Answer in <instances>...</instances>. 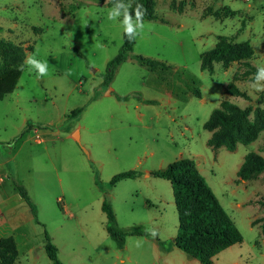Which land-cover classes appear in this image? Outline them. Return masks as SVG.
<instances>
[{
  "label": "rangeland",
  "instance_id": "374dc122",
  "mask_svg": "<svg viewBox=\"0 0 264 264\" xmlns=\"http://www.w3.org/2000/svg\"><path fill=\"white\" fill-rule=\"evenodd\" d=\"M110 3L0 0V39L24 45L27 57L49 66L39 77L26 64L15 91L0 101V189L15 205L14 196L21 197L16 179L37 205L41 222L21 197L27 239L19 237L15 264H53L44 230L65 264H200L174 245L166 250L179 226L173 189L168 180L149 175L181 158L196 162L243 236L242 243L215 256L214 264H264V232L260 222L254 224L264 217V172L249 180L238 176L249 153L264 157V130L253 143L229 151L213 149L212 133L204 127L223 101L263 108L264 91L251 87L255 73L242 62L214 63L213 73L201 69L202 55L221 36L250 42L253 56L246 61L264 67V0H155L158 19L144 21L132 53L105 85L106 65L124 36L122 18H107ZM136 55L172 69L152 70ZM231 84L248 98L227 92ZM79 107H85L80 118L67 122ZM39 123L54 129H41ZM27 124L37 132L30 129L12 145ZM77 131L80 141L73 136ZM130 170L141 175L111 187L115 175ZM95 171L103 189L95 184ZM105 199L121 227L142 225L148 234L130 235L118 247L106 230Z\"/></svg>",
  "mask_w": 264,
  "mask_h": 264
},
{
  "label": "trees",
  "instance_id": "16d2710c",
  "mask_svg": "<svg viewBox=\"0 0 264 264\" xmlns=\"http://www.w3.org/2000/svg\"><path fill=\"white\" fill-rule=\"evenodd\" d=\"M113 2L114 0H111L110 6H113ZM137 4L143 5L146 9L143 21L158 19L154 9L155 0H135L132 5L133 10ZM135 43L136 39L129 41L124 34L123 44L118 54L106 65L103 84L112 83L119 66L132 53ZM27 51V48L22 44L0 39V101L12 94L17 88L23 68L26 65ZM252 56L253 48L250 42H237L235 37L221 36L219 43L202 55L201 69L213 73L214 63H223L225 67H229L233 62H242L249 68L250 72L256 74L258 68L246 61ZM135 58L141 65L152 70L172 69V66L160 60L141 55H136ZM187 88L192 91L194 97L201 98L199 89L192 90L190 84L187 85ZM227 92L248 98V95L240 91L234 84L228 87ZM97 97L98 94L95 93L93 98ZM117 99L128 101L129 96L117 95ZM140 100L143 101L142 98ZM145 102L154 103V101L148 100ZM84 110L85 107L73 110L68 115L67 122L78 120ZM251 114H253V118H251ZM37 126L41 129H54L53 126L41 123ZM32 127L34 124H27L11 144L15 145L22 140L25 133ZM204 127L212 133L208 144L213 149L224 147L229 151H234L239 144L249 145L253 143L264 130V107H257L255 110L252 107L243 109L230 101H223L220 107L212 112ZM261 172H264V157L251 152L245 157L238 171V176L242 180H249ZM140 175L141 173L136 170L122 172L111 179L110 185L115 187L121 180L137 178ZM149 175L168 180L173 189L179 226L177 235L170 248L166 249L167 251H170L171 246L174 245L188 256L198 260L200 264H214L215 256L235 244L242 243L243 236L236 222L223 208L193 159H177L168 164L166 168L152 171ZM13 181L21 197L28 204L33 217L41 224L38 219L37 205L31 199L27 189L16 179ZM94 181L96 186L103 189L96 171ZM102 210L107 218V233L118 247H123L130 235L145 236L148 234V230L142 225L132 228L121 227L118 224L114 208L107 199L102 204ZM257 221L254 224L260 222L264 232V217ZM44 237L45 251L52 263L65 264L59 259V249L47 230H44ZM156 240L159 246L165 249V243L158 238ZM18 256L19 250L15 238L12 236L0 238V263L15 264Z\"/></svg>",
  "mask_w": 264,
  "mask_h": 264
},
{
  "label": "clouds",
  "instance_id": "9594fccd",
  "mask_svg": "<svg viewBox=\"0 0 264 264\" xmlns=\"http://www.w3.org/2000/svg\"><path fill=\"white\" fill-rule=\"evenodd\" d=\"M146 15V9L143 5L137 4L135 9H132L131 0L125 3L124 0H114L112 8L108 11V19L116 21L122 17L120 23L123 28V32L129 41L136 39L144 29L143 17ZM25 63L30 68L36 70L39 77H43L48 74V63L36 59L34 56H28ZM264 67H258L255 74L254 82L251 87L256 91H264ZM150 234L155 237L157 235L155 230H152Z\"/></svg>",
  "mask_w": 264,
  "mask_h": 264
},
{
  "label": "crops",
  "instance_id": "0c3cea01",
  "mask_svg": "<svg viewBox=\"0 0 264 264\" xmlns=\"http://www.w3.org/2000/svg\"><path fill=\"white\" fill-rule=\"evenodd\" d=\"M34 130L37 132L38 129ZM11 159L12 158L7 159L6 163H10ZM8 197L9 195L7 194V191L4 189H0V230L1 232H4L0 233V238L12 236L15 238L18 245L19 237H21L22 239L25 238V241L27 239V235L24 233V229H26V227L22 219L23 215L19 211V209H22L24 205L20 204L21 197L18 198L14 196L13 200L17 201L18 203L11 206V203L9 201L10 197ZM16 206H18V208H16Z\"/></svg>",
  "mask_w": 264,
  "mask_h": 264
},
{
  "label": "water",
  "instance_id": "95a60500",
  "mask_svg": "<svg viewBox=\"0 0 264 264\" xmlns=\"http://www.w3.org/2000/svg\"><path fill=\"white\" fill-rule=\"evenodd\" d=\"M73 136H74V138H75L77 141H80V134H79V131L75 132Z\"/></svg>",
  "mask_w": 264,
  "mask_h": 264
}]
</instances>
